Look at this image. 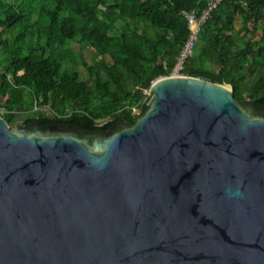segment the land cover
Returning <instances> with one entry per match:
<instances>
[{
  "label": "water",
  "instance_id": "water-1",
  "mask_svg": "<svg viewBox=\"0 0 264 264\" xmlns=\"http://www.w3.org/2000/svg\"><path fill=\"white\" fill-rule=\"evenodd\" d=\"M0 264H264V106L171 74L107 131L0 116Z\"/></svg>",
  "mask_w": 264,
  "mask_h": 264
},
{
  "label": "trees",
  "instance_id": "trees-1",
  "mask_svg": "<svg viewBox=\"0 0 264 264\" xmlns=\"http://www.w3.org/2000/svg\"><path fill=\"white\" fill-rule=\"evenodd\" d=\"M210 0H0V116L107 131L137 121ZM94 50L88 61L81 50ZM82 66V67H81ZM85 72V77L82 76ZM180 74L264 106V0H221Z\"/></svg>",
  "mask_w": 264,
  "mask_h": 264
},
{
  "label": "built area",
  "instance_id": "built-area-1",
  "mask_svg": "<svg viewBox=\"0 0 264 264\" xmlns=\"http://www.w3.org/2000/svg\"><path fill=\"white\" fill-rule=\"evenodd\" d=\"M220 1L221 0H210L209 7L205 9L200 16H197L194 11L184 12L190 28V34L180 54L177 57L176 65L174 67L172 75L180 74V70L183 68L184 61L193 52L202 24L209 17L210 11L215 8Z\"/></svg>",
  "mask_w": 264,
  "mask_h": 264
},
{
  "label": "rangeland",
  "instance_id": "rangeland-1",
  "mask_svg": "<svg viewBox=\"0 0 264 264\" xmlns=\"http://www.w3.org/2000/svg\"><path fill=\"white\" fill-rule=\"evenodd\" d=\"M77 50H78V51H79V50L83 51V53H84L86 59H87L88 61H91V58H92V56H93V52H94V50H93L92 48H90V47H84V48H82V49H79V47L77 46ZM81 67H82V66H81ZM82 76L85 77V72H82Z\"/></svg>",
  "mask_w": 264,
  "mask_h": 264
}]
</instances>
